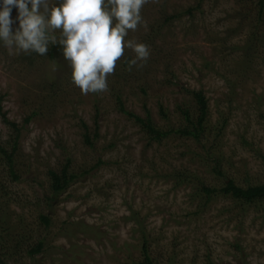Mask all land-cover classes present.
Segmentation results:
<instances>
[{
    "label": "rangeland",
    "instance_id": "rangeland-1",
    "mask_svg": "<svg viewBox=\"0 0 264 264\" xmlns=\"http://www.w3.org/2000/svg\"><path fill=\"white\" fill-rule=\"evenodd\" d=\"M256 1L147 0L142 23L125 38L147 45V60L127 67L135 53L124 49L98 93L81 94L63 57L29 65L24 53L0 45L1 112L20 130L18 181L0 156V203L8 201L0 249L13 248L0 264H140L133 232L140 225L153 264H264V202L248 206L217 192L198 209L202 185H264V13L256 24ZM191 92H202L208 106L200 142L174 134L150 142L116 100L141 119L148 111L157 128L182 129L181 111L196 116ZM14 135L0 116L8 151ZM67 160L77 178L46 206L47 173ZM216 163L223 176L213 172ZM21 233L31 234V244L43 239L41 254L30 257L17 245Z\"/></svg>",
    "mask_w": 264,
    "mask_h": 264
},
{
    "label": "clouds",
    "instance_id": "clouds-1",
    "mask_svg": "<svg viewBox=\"0 0 264 264\" xmlns=\"http://www.w3.org/2000/svg\"><path fill=\"white\" fill-rule=\"evenodd\" d=\"M146 2L0 0V45L17 55L35 52L44 56L50 44H59L71 68V82L81 94L103 92L124 49L135 53L132 64L149 56L147 45L125 39L129 30L135 31L142 23L141 8Z\"/></svg>",
    "mask_w": 264,
    "mask_h": 264
},
{
    "label": "trees",
    "instance_id": "trees-1",
    "mask_svg": "<svg viewBox=\"0 0 264 264\" xmlns=\"http://www.w3.org/2000/svg\"><path fill=\"white\" fill-rule=\"evenodd\" d=\"M257 7H258V20L256 24L263 23V13H264V0H257ZM190 10H187V13H189ZM174 16H171L170 18H166V22L169 21L170 19H173ZM251 32V36H255L256 33L258 32V28L256 25L253 26ZM255 31V32H254ZM57 39H59V35L57 36ZM151 39V38H150ZM63 57L62 55V49L59 44L56 45H49V49L46 55L40 56L36 54L35 52H31L28 54L24 53V58L26 61H29V65H32L35 60H40V61H57L60 60ZM132 59L130 56H127L125 58V66H129L131 63ZM141 91L145 93V89L142 87ZM191 95L193 97L195 107H196V116L194 118H191V114L189 113L188 109H184L181 111V114L183 116V119L185 123L187 124L184 128L182 129H167V130H162L161 128H157L151 121L150 119V114L149 112H145L146 117L144 119H141L140 117L134 116L132 113L126 112L123 110V103L119 99V97L116 98L117 104H118V110L126 115L128 117L132 118L135 123H137L141 130L147 135L148 140L151 142H158L160 143L163 139L168 138L171 134L183 137V138H192L197 142L201 141L202 134L204 133V123L207 119L208 115V106H207V101L202 94V92H191ZM2 100L3 97L0 96V116L2 118V122L9 126L10 128L13 129L15 132V135L12 140H10L8 143H12V148L11 151H8L5 146H2L0 143V156L3 157L5 161V165L7 167V173L8 175L12 178V182H16L19 180V177L17 175L16 170H14V162H13V157L16 152L17 148V142L19 139V133L20 130L17 127L15 123L9 122L5 115L1 112L2 109ZM159 113L162 117H166L165 112L161 107L159 108ZM34 114H32L33 116ZM31 116V117H32ZM31 117H28L25 122L27 123ZM85 128V126H84ZM98 130L97 122L95 121V131ZM84 142L89 146H93V142L90 140V137L88 136L87 129L85 130V133L83 134ZM97 138V133L94 134V140ZM70 161L67 160L65 165L59 170V171H53L50 170L48 171L47 175L49 177V194L51 197H49L46 206H52V204L57 200V197L64 193L68 189L71 183L75 181L77 178L76 175H73L70 173ZM213 172L217 176H223L222 171L219 169L218 163H216L215 168L213 169ZM176 181L177 182H183L184 181V176L182 177L181 175H176ZM187 181V179H186ZM200 192L204 194L205 196V204H202V206H199L198 209H204L211 199V197L218 193H222L223 195L232 198L235 200V203H241L244 205L248 206H258L260 203L264 202V185H258V186H246V188H243L241 186H238L233 182V180H227L226 183L223 185V187L220 188H212L210 186H204L202 185L199 188ZM5 201V200H4ZM2 202L0 203V224L3 225V220L2 216L5 214V208L8 204L7 202ZM39 221L41 224L44 225L45 228H48L50 225V218L46 216L45 214H41L38 217ZM128 220H131L130 218ZM127 220V221H128ZM81 231V230H77ZM134 233L139 232V238L141 239V253H142V261L140 264H153V261L150 258V255L147 252V245H149V240L147 239V233L144 229L143 226H139V228H133ZM9 235V234H8ZM17 237H19V241L17 245H21L24 243L26 245V254L28 256L33 257L41 254L44 248V241L42 238L37 239V241L34 244H31L30 241L31 239V234L29 233H21ZM143 242V243H142ZM6 244V243H5ZM3 244V245H5ZM13 250L12 247H7V248H2L0 249V263L1 261V256L5 254H9ZM213 264V263H210Z\"/></svg>",
    "mask_w": 264,
    "mask_h": 264
}]
</instances>
